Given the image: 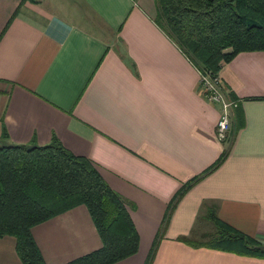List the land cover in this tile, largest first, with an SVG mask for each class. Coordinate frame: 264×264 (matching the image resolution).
I'll return each instance as SVG.
<instances>
[{
	"label": "crops",
	"instance_id": "crops-1",
	"mask_svg": "<svg viewBox=\"0 0 264 264\" xmlns=\"http://www.w3.org/2000/svg\"><path fill=\"white\" fill-rule=\"evenodd\" d=\"M154 15L153 0H0V146L54 136L90 162L124 201L138 238L136 253L115 264H144L173 195L226 150L175 204L150 264H264L179 241L211 236L212 208L264 246V51L238 53L218 72L238 100L219 141V107L204 100L197 69ZM30 233L44 264L101 245L83 206ZM14 247L0 238V264H21Z\"/></svg>",
	"mask_w": 264,
	"mask_h": 264
},
{
	"label": "trees",
	"instance_id": "trees-1",
	"mask_svg": "<svg viewBox=\"0 0 264 264\" xmlns=\"http://www.w3.org/2000/svg\"><path fill=\"white\" fill-rule=\"evenodd\" d=\"M153 23L175 43L198 73L218 75L236 54L264 51V0H153ZM230 95V94H229ZM231 99H234L230 95ZM2 138L6 134L2 130ZM31 146L30 150H25ZM227 151L201 174L183 184L168 203L144 264H150L175 204L202 178L217 169ZM83 206L100 247L65 264H115L137 251L138 238L124 201L102 180L90 162L67 151L51 136L48 143L0 146V238L15 240L21 264H44L31 237L32 227ZM214 232L205 241H179L190 247L264 257L252 239L205 215Z\"/></svg>",
	"mask_w": 264,
	"mask_h": 264
},
{
	"label": "built area",
	"instance_id": "built-area-1",
	"mask_svg": "<svg viewBox=\"0 0 264 264\" xmlns=\"http://www.w3.org/2000/svg\"><path fill=\"white\" fill-rule=\"evenodd\" d=\"M199 88L206 102L219 106V116L215 124V136L224 141L230 132V113L236 107V100L229 98L218 75L198 73Z\"/></svg>",
	"mask_w": 264,
	"mask_h": 264
},
{
	"label": "water",
	"instance_id": "water-1",
	"mask_svg": "<svg viewBox=\"0 0 264 264\" xmlns=\"http://www.w3.org/2000/svg\"><path fill=\"white\" fill-rule=\"evenodd\" d=\"M30 149H31V146H26L25 147V150H27V151L30 150ZM255 249L260 251V252H262V253H264V246H257Z\"/></svg>",
	"mask_w": 264,
	"mask_h": 264
},
{
	"label": "rangeland",
	"instance_id": "rangeland-1",
	"mask_svg": "<svg viewBox=\"0 0 264 264\" xmlns=\"http://www.w3.org/2000/svg\"><path fill=\"white\" fill-rule=\"evenodd\" d=\"M226 92V91H225ZM227 94H228V92H226ZM228 96H229V98H231L230 97V95L228 94ZM233 100H236L237 101V103H238V100L237 99H233ZM237 103H236V105H237ZM219 107V106H218ZM235 108H233V110H234ZM232 112V111H231ZM231 114V113H230ZM231 132H228V134H227V137H228V135L230 134ZM212 225L209 223V228L211 227ZM202 241H205V239H202Z\"/></svg>",
	"mask_w": 264,
	"mask_h": 264
}]
</instances>
